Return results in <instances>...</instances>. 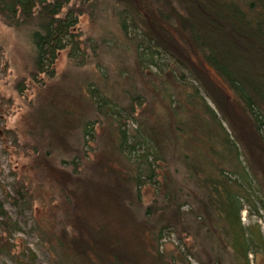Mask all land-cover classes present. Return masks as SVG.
I'll return each instance as SVG.
<instances>
[{
	"label": "trees",
	"instance_id": "1",
	"mask_svg": "<svg viewBox=\"0 0 264 264\" xmlns=\"http://www.w3.org/2000/svg\"><path fill=\"white\" fill-rule=\"evenodd\" d=\"M71 1L0 0L2 23L27 44L18 49L28 79L54 78L58 52L66 48L75 65L83 64L85 53L73 31L81 11L69 7ZM118 3L114 14L121 43L115 36L99 40L132 57L141 81L122 70L115 94L87 76L77 83L83 94L64 87L59 101L50 95L29 113L26 132L32 144L25 150L38 163L59 153L57 163L69 167L73 179L62 186L73 199L67 200L69 223L54 232L36 221L50 263L191 264L189 256L197 257L183 242L184 234L207 240L218 262L230 247L234 261L250 264L252 247L264 249L258 228L247 233L240 219L244 205L258 215L259 209L264 212V0ZM175 35L182 49L230 90L237 113L219 117L189 64L183 65L191 81L174 63L153 70L160 68L161 55L177 58ZM26 80L17 81L18 91ZM0 128L12 135L3 124ZM91 142L98 152L89 167L84 160ZM147 192L152 199L145 205ZM5 195L12 204L24 197L28 205L34 201L27 189L17 198ZM7 219L0 201V227ZM170 234L185 249L164 250Z\"/></svg>",
	"mask_w": 264,
	"mask_h": 264
},
{
	"label": "rangeland",
	"instance_id": "2",
	"mask_svg": "<svg viewBox=\"0 0 264 264\" xmlns=\"http://www.w3.org/2000/svg\"><path fill=\"white\" fill-rule=\"evenodd\" d=\"M69 7L81 11L73 31L80 42L78 44L80 51L85 53V58L83 64L77 66L68 58V48L59 51L55 63V77L45 78L44 82H34L27 78L18 49L19 47L28 48L27 44L22 36L18 39L13 30L3 24L0 19V125L3 124L5 128L12 130V135H6L0 128V201L9 214V219L5 221L3 227H0V264H51L49 254L39 237L36 221L39 220L40 225L46 229L60 232L61 226L69 223L65 219L66 210L72 211L67 200L73 199L62 186L69 185L73 179L68 174L70 168H64L57 163V158L61 155L55 152L54 156L38 163L34 161L35 154L24 148V145L32 144L26 129L33 105L50 95L54 96L55 101H59L65 90L67 92V89H64L67 86L76 87V95L83 94L85 88L77 83L87 76L94 79L96 85L110 89L115 94L119 90V87H115V81L118 80V76L122 79L119 75L120 71L125 70L129 77L132 76L141 81L134 70L132 57H127L128 54L121 49L108 47L99 40L102 37L111 36L117 37V40L120 38L114 14L119 8L118 0H72ZM118 42L121 43L120 40ZM180 42L176 35L173 36V47L179 53L177 58L175 57L176 60L173 56L161 55V59L158 60L160 68L153 70L161 71L174 63L180 66L184 80L191 81L192 75L183 65L189 64L191 71L196 70L202 79L200 86L196 81L201 94L219 117L223 120L224 117L229 118L231 114L237 113V104L226 85L208 66L203 65L197 56L185 52ZM21 78L27 80L25 89L20 92L16 85ZM123 79L126 80L127 77ZM78 104L82 105L83 102L78 101ZM219 104L223 113L222 109H219ZM59 105H62L61 102ZM51 114L54 115L53 112ZM99 131L100 127L95 126V133ZM44 135L48 140V135L46 133ZM96 146V142H91L90 149L87 151L88 160L84 161L89 167L95 163L98 152L94 150ZM26 189L28 194L32 195L29 200L34 199L32 204L28 205L27 197L20 199L17 204H12L6 198V192L17 198L20 194H26ZM151 199L152 194L147 192L143 196L144 204H149ZM40 205H43L41 210L38 208ZM240 219L247 233L251 227H257L264 241L262 210L259 209L258 215L256 210L244 205L240 211ZM183 235V242L197 257L196 259L189 256L191 264H239L241 262V260L234 261L230 247H227L230 254L225 258L222 257V260L218 262L214 258L216 251L214 250L213 255L210 254V245L207 240L200 236L195 241L192 235L190 237ZM175 246L185 249L175 234L166 236L162 248L172 251ZM252 248L255 253L249 254L250 264H264V249Z\"/></svg>",
	"mask_w": 264,
	"mask_h": 264
}]
</instances>
